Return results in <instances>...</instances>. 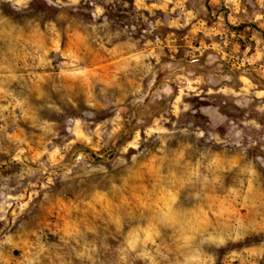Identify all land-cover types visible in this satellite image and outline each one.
Masks as SVG:
<instances>
[{
    "label": "rangeland",
    "instance_id": "obj_1",
    "mask_svg": "<svg viewBox=\"0 0 264 264\" xmlns=\"http://www.w3.org/2000/svg\"><path fill=\"white\" fill-rule=\"evenodd\" d=\"M0 264H264V0H0Z\"/></svg>",
    "mask_w": 264,
    "mask_h": 264
}]
</instances>
